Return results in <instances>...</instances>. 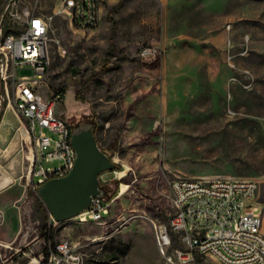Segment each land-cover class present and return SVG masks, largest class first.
<instances>
[{"label": "rangeland", "instance_id": "1", "mask_svg": "<svg viewBox=\"0 0 264 264\" xmlns=\"http://www.w3.org/2000/svg\"><path fill=\"white\" fill-rule=\"evenodd\" d=\"M13 3L49 17L40 93L70 126L93 123L98 146L124 173L99 180L115 198L105 219L45 220L32 185L33 136L13 82H2L0 239L11 249H0V264H24L61 241L78 246L79 264H162L154 229L173 216L179 178L253 179L264 219V0H102L90 32L55 14L58 0H0L2 32Z\"/></svg>", "mask_w": 264, "mask_h": 264}, {"label": "built area", "instance_id": "2", "mask_svg": "<svg viewBox=\"0 0 264 264\" xmlns=\"http://www.w3.org/2000/svg\"><path fill=\"white\" fill-rule=\"evenodd\" d=\"M102 0H58L54 13H63L79 32L97 28ZM17 33L0 29V84L14 86V107L34 140L33 188L64 176L73 167L72 127L57 115L55 101L40 93L51 65L49 17L28 6H7ZM65 54V50L62 49ZM117 176V171H112ZM104 173L99 176L103 183ZM173 216L155 226V244L162 264H264V219L257 203L258 182L249 178H179L171 182ZM93 198L79 214L81 221L105 219L114 201ZM0 249L11 245L0 239ZM78 246L68 241L50 245L24 264H79ZM3 264H5L3 262Z\"/></svg>", "mask_w": 264, "mask_h": 264}, {"label": "water", "instance_id": "3", "mask_svg": "<svg viewBox=\"0 0 264 264\" xmlns=\"http://www.w3.org/2000/svg\"><path fill=\"white\" fill-rule=\"evenodd\" d=\"M70 142L76 153L73 167L64 176L48 179L37 190L56 223L78 216L93 198H107L99 176L115 168L112 158L95 140L93 123L73 127Z\"/></svg>", "mask_w": 264, "mask_h": 264}, {"label": "trees", "instance_id": "4", "mask_svg": "<svg viewBox=\"0 0 264 264\" xmlns=\"http://www.w3.org/2000/svg\"><path fill=\"white\" fill-rule=\"evenodd\" d=\"M4 31H3V34L4 35H8V34H11V33H17V28L14 26V25H5L4 26ZM105 193H106V196H107V199H110L111 197H113L114 194H112V192H110L109 188L107 187V184L104 185V186H101ZM36 200H37V203H38V207H39V210H41L43 216H44V219L45 220H48L49 219V212L47 211L44 203L41 201V199L39 198V196L37 195L36 196ZM56 243L54 244H51V247L54 248ZM47 251V249H46Z\"/></svg>", "mask_w": 264, "mask_h": 264}, {"label": "bare ground", "instance_id": "5", "mask_svg": "<svg viewBox=\"0 0 264 264\" xmlns=\"http://www.w3.org/2000/svg\"><path fill=\"white\" fill-rule=\"evenodd\" d=\"M119 175L123 174L124 171H120V172H117ZM125 188L126 186L121 184V187H120V193L119 194H122L124 191H125Z\"/></svg>", "mask_w": 264, "mask_h": 264}, {"label": "crops", "instance_id": "6", "mask_svg": "<svg viewBox=\"0 0 264 264\" xmlns=\"http://www.w3.org/2000/svg\"><path fill=\"white\" fill-rule=\"evenodd\" d=\"M111 180V179H110ZM109 181V180H108Z\"/></svg>", "mask_w": 264, "mask_h": 264}, {"label": "flooded vegetation", "instance_id": "7", "mask_svg": "<svg viewBox=\"0 0 264 264\" xmlns=\"http://www.w3.org/2000/svg\"><path fill=\"white\" fill-rule=\"evenodd\" d=\"M72 127V126H71ZM73 128V127H72Z\"/></svg>", "mask_w": 264, "mask_h": 264}]
</instances>
